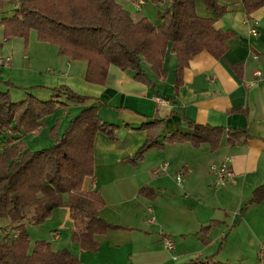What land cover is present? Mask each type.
Listing matches in <instances>:
<instances>
[{
  "label": "trees",
  "instance_id": "1",
  "mask_svg": "<svg viewBox=\"0 0 264 264\" xmlns=\"http://www.w3.org/2000/svg\"><path fill=\"white\" fill-rule=\"evenodd\" d=\"M148 1L156 5L167 2L159 11L158 24L146 17L133 18L116 0H0V13L6 11V5L14 4L11 14L0 16V26L5 37L18 36L24 41L34 30L39 41L57 47L58 55L84 61V80L97 85L105 82L108 67L114 65L153 89L154 82L143 64L164 78L163 60L170 50L175 56L173 84L177 93L189 61L203 50L223 59L235 32L216 29L214 18L197 13L195 0H143ZM203 1L216 18L230 11L221 0ZM240 4L249 18L264 6V0H240ZM230 68L241 77L242 64H232ZM50 92L49 99H39L25 91L23 99L13 101L9 90L0 89V218L8 220L13 232L6 235V243L0 244V264H80L70 250L53 249L48 240L38 239L30 246L27 223L40 225L57 208H67L72 221L70 240L81 251H96L100 244L97 236L110 229L129 228L102 218V194L85 187L94 175V140L98 133L117 141L120 126L145 132L144 143L132 156L121 160L133 165L151 148L164 150L168 144L187 142L193 147L206 144L210 151H215L223 139L234 145L246 143L250 137L245 129L203 124L188 118L184 119L186 130L166 131L163 119L150 117L137 125H122L103 120L98 110L100 102L87 105L88 96L66 84L51 87ZM72 103L83 107L61 135L53 133L56 123L50 127L55 139L52 145L37 150L25 145L24 133L37 134L45 117ZM138 194L150 199L156 191L144 185ZM263 200L264 183L253 188L245 208ZM222 222L211 219L199 227L196 234L204 245L210 242V230ZM215 254L190 259L185 264H226L216 260Z\"/></svg>",
  "mask_w": 264,
  "mask_h": 264
},
{
  "label": "crops",
  "instance_id": "2",
  "mask_svg": "<svg viewBox=\"0 0 264 264\" xmlns=\"http://www.w3.org/2000/svg\"><path fill=\"white\" fill-rule=\"evenodd\" d=\"M221 2L230 11L218 18L206 9L203 0H195V6L199 15L214 18L216 29L235 32L228 41L224 58L216 59L205 50L195 55L183 71V83L177 93L173 84L175 56L170 50L163 60L164 78H159L147 64H143L154 82L151 89L132 79L128 71L114 65L109 66L103 85L88 83L83 78L84 61H71L59 56L56 46L48 48L49 54L52 51L57 55L52 64L57 73L47 69L51 74L45 78L47 83H42L45 89L68 85L88 96L87 105L100 102L98 110L105 120L137 125L146 117L161 118L164 129L172 131L186 130L184 119L188 118L203 124L245 129L250 135L246 143L234 145L226 144L223 139L215 151H210L206 144L193 147L187 142L168 144L164 150L151 148L141 161L133 165L121 160L132 156L144 143L145 132L120 126L117 141H110L98 133L94 140V175L85 182V187L97 189L102 194L105 201L100 210L102 218L129 228L110 229L98 235L100 244L93 252L81 251L76 243L70 241L71 245L65 248L79 258L80 264H180L183 259L177 261L174 255L177 253L176 244L169 251L162 243L163 235L172 239L173 235L184 230L173 225L176 210L180 207L174 190L178 194L179 187L185 198L190 196L186 191L197 197L195 188L191 186L192 176H201V171L205 174L210 164L222 161L227 162L233 177L216 185L229 183L228 190L236 193L239 206L250 197L254 187L264 183V6L247 18L240 0ZM141 5L137 9H141ZM153 5L155 9L162 10V6ZM166 6L167 2L163 3V8ZM140 17L150 18L145 14ZM252 29L256 35L251 33ZM232 64H242L241 77L230 68ZM250 82H256V85L251 86ZM125 138L132 147L124 146ZM162 162H168L167 169L156 173ZM178 171L184 173L182 187L176 184ZM144 185L155 189L154 198L138 194V189ZM196 202L198 204L199 199ZM55 211L58 210L55 209L53 214ZM62 216H69L67 210ZM211 216L204 217L201 213L199 218H192V230L197 232L201 225L211 220ZM150 218H153L152 222ZM217 220L225 223L224 219ZM68 223L71 227V222ZM60 235V231L56 232L52 239L46 240L56 242ZM55 246L51 244L53 249L59 248Z\"/></svg>",
  "mask_w": 264,
  "mask_h": 264
},
{
  "label": "rangeland",
  "instance_id": "3",
  "mask_svg": "<svg viewBox=\"0 0 264 264\" xmlns=\"http://www.w3.org/2000/svg\"><path fill=\"white\" fill-rule=\"evenodd\" d=\"M117 1L123 3L124 6L118 2L130 12L133 18L138 19L142 14H145L150 17L149 19L153 24L159 23L158 13L161 10L160 8L155 9L152 2L148 1L141 5L143 0L141 4L138 3V0ZM140 5L141 9H137ZM157 6H162L163 9V4H158ZM13 7L14 4L12 3L6 5L4 7L6 11L1 12L0 16L11 14ZM49 47L55 48V45L39 41L34 30L29 32L27 41H24L23 38L18 36L5 37L0 26V58H10L9 65H0V89L9 90L13 101L23 99L25 91L33 93L39 99L50 98V90L45 89L42 83H47L45 78L51 74L48 73L47 69L57 73V68L52 65L54 56L57 55L56 53L52 54V51L49 54L47 52ZM250 85L255 86L251 82ZM42 87L44 88L41 89ZM85 103L88 102L86 101ZM80 106L82 105L72 103L67 108H59L55 113L45 117L37 134L24 133L22 135L25 145L31 150L52 145L55 139L50 127L56 123V129L53 133L61 135L70 119L81 109ZM100 117L104 120V116L100 115ZM110 122L116 123L113 120ZM124 146L132 147V143L125 138ZM210 166L205 174L201 171V176H192L191 186L195 188L197 197L193 192L186 191L190 196L185 198L183 190L179 187L177 189L178 194L175 190L173 191L176 195L175 200L180 206L176 210V220L173 225L184 229L183 232L179 231L175 236H172L173 244L177 246V253L174 254L175 258H178L177 261L183 259L180 262L182 264L184 261L187 262L197 257L202 258L216 252V260L226 264H264V249L262 245L264 243V201L250 204L245 208L249 197L244 202L242 201L239 206V200L235 197L236 193L233 190H228L229 183L223 186L216 185V178ZM159 171H162L160 167L155 172ZM177 175L182 177V183H184V173L179 172ZM197 199H199L198 204L196 202ZM56 210L58 211H55L49 220L40 225L27 223L30 246L38 239H52V234L59 231L61 233L60 239L56 242L50 241V243L54 246L58 244L59 246L55 247L59 248L71 245V240L69 239L70 223L68 222L72 223V221L69 216H62L67 208L61 207ZM201 213L204 217L213 215L211 219L219 218L225 221L224 224L211 229L209 234L211 241L208 245L202 243L196 232L192 230L191 224L193 222L190 223L192 218H199ZM188 223H190L189 226ZM7 234L10 236L13 234L8 220L0 218V244L7 242ZM224 235L225 239H223ZM163 237L169 238L166 235H163ZM173 248L166 249L170 251Z\"/></svg>",
  "mask_w": 264,
  "mask_h": 264
},
{
  "label": "built area",
  "instance_id": "4",
  "mask_svg": "<svg viewBox=\"0 0 264 264\" xmlns=\"http://www.w3.org/2000/svg\"><path fill=\"white\" fill-rule=\"evenodd\" d=\"M138 3L141 4L142 0H138ZM251 33L253 35H256V31L254 29L251 30ZM9 62H10L9 57L0 58V65H9ZM251 84L256 85V82H251ZM167 167H168V162H163V164H161L160 168L162 170H166ZM211 169L213 170V173L215 175L216 182L218 185L223 184L225 182V180H229L233 177V172L228 167L226 161H222V162L217 163V164H212ZM176 182L179 186H181V187L183 186V183H182L183 179L180 175H176ZM149 221L152 222L153 218H150ZM169 238H165V237L162 238V242H163L164 247L168 248V249L173 248V246H174L172 239L171 238L169 239Z\"/></svg>",
  "mask_w": 264,
  "mask_h": 264
}]
</instances>
